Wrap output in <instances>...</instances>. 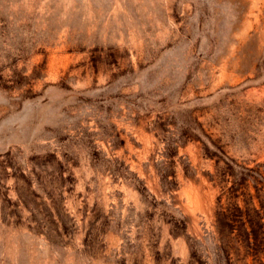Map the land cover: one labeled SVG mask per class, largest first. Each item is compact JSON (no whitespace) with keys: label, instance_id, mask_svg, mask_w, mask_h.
<instances>
[{"label":"rangeland","instance_id":"374dc122","mask_svg":"<svg viewBox=\"0 0 264 264\" xmlns=\"http://www.w3.org/2000/svg\"><path fill=\"white\" fill-rule=\"evenodd\" d=\"M0 264H264V0H0Z\"/></svg>","mask_w":264,"mask_h":264}]
</instances>
